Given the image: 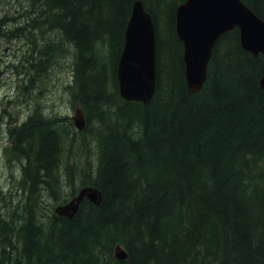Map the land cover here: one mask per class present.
<instances>
[{"label":"trees","instance_id":"trees-1","mask_svg":"<svg viewBox=\"0 0 264 264\" xmlns=\"http://www.w3.org/2000/svg\"><path fill=\"white\" fill-rule=\"evenodd\" d=\"M4 1L18 18L0 20L25 22L7 25L8 36L32 43L22 45L30 84L21 94L33 111L6 151L19 176L0 212V264H264V56L235 29L190 93L175 30L184 0H142L157 88L148 104L128 102L117 67L136 0ZM242 1L264 20V0ZM60 61L72 62L67 89L83 132L38 101ZM85 186L101 192L100 205L84 199L73 218L55 212Z\"/></svg>","mask_w":264,"mask_h":264},{"label":"water","instance_id":"water-1","mask_svg":"<svg viewBox=\"0 0 264 264\" xmlns=\"http://www.w3.org/2000/svg\"><path fill=\"white\" fill-rule=\"evenodd\" d=\"M176 32L184 47L185 75L189 92H199L207 79L208 67L215 46L224 34L238 28L241 46L255 58L264 55V20L241 0H185L176 9ZM155 27L151 15L141 0L133 4L125 42L120 55L117 76L121 96L128 101L149 103L156 92ZM259 84L264 89V73ZM82 130L83 112L78 108L73 118ZM87 197L101 203L100 193L82 189L77 198L56 212L72 218L80 202ZM116 256L125 259L127 254L119 246Z\"/></svg>","mask_w":264,"mask_h":264},{"label":"rangeland","instance_id":"rangeland-1","mask_svg":"<svg viewBox=\"0 0 264 264\" xmlns=\"http://www.w3.org/2000/svg\"><path fill=\"white\" fill-rule=\"evenodd\" d=\"M24 2V0H21ZM4 4V0H0V6ZM18 2L13 3L14 6L20 7ZM22 12V10H20ZM9 18L17 17L18 14L16 11H7L6 13H2ZM24 14V13H23ZM20 21L18 23H12V29L16 30L17 26L25 25L24 18L20 17ZM11 30V29H9ZM40 36V40L42 39L41 34L38 32ZM8 41L14 45L17 49L20 45V49L23 50L22 45H31L32 43L26 38H20V40H16L14 38H9ZM27 42V43H26ZM3 47H7L9 50H12V46L9 44H1ZM27 47V46H26ZM20 49H17L18 51ZM28 49V48H27ZM2 48V52H3ZM25 51V50H24ZM23 51V52H24ZM10 64L11 62H7ZM72 62L70 61H60L55 68L52 70L53 74L50 76L49 82L47 80L46 84L40 88V95L38 101L40 102V107L43 106L44 111H47L49 114H58L60 116H66L72 120V117L75 115V110L77 107V103L73 102V99H70V92L67 89V82L69 81L70 76V67ZM6 70H4L5 72ZM51 72V73H52ZM30 74V72H25V70H21L19 72L14 71V76L18 77L21 74ZM30 84V81H25L24 83L20 84L18 87L10 86L11 89L15 90L16 88H23ZM67 84V85H66ZM3 86H7L6 83H3ZM69 93V94H68ZM23 98H17V102L23 104V108L31 110V106L28 103L23 102ZM25 103V104H24ZM14 110L11 114L20 118L25 116V111L20 113L16 112V106L14 105ZM26 120V119H25ZM1 140H4L5 144L7 142L5 137H2ZM3 142V143H4ZM14 175V178L11 176ZM19 176V168L16 166L14 168L10 167V163L5 154L0 152V212H3L5 205L9 198H11V190L16 191L17 187V179ZM13 193V192H12Z\"/></svg>","mask_w":264,"mask_h":264},{"label":"flooded vegetation","instance_id":"flooded-vegetation-1","mask_svg":"<svg viewBox=\"0 0 264 264\" xmlns=\"http://www.w3.org/2000/svg\"><path fill=\"white\" fill-rule=\"evenodd\" d=\"M22 2H20V5ZM9 9V6L4 1V4L0 6V14L6 13ZM14 8H11L13 10ZM13 20L17 19V17H12ZM13 23V22H12ZM11 22H7L4 20H0V138L4 135L10 137L11 142H14V136L16 134L21 133L23 129V124L25 122L24 116L20 118L11 114L14 110V105L16 106V112L20 113L23 112V104L18 103L16 98H23L21 94V89L23 88H16L15 90L11 89L10 86L18 87L20 84L24 83V75L21 74L18 77L14 76L15 71V62L19 60V56L23 53V50H15L12 46V50H9L7 47H3L1 44H9L8 39V30L7 28L4 29L7 25H12ZM16 40H20V37L12 36ZM3 48V52H2ZM7 62H11L8 64ZM17 70L15 72H19L23 70L22 63H18ZM4 70H6L4 72ZM3 83H6L7 86H2ZM39 99V98H38ZM30 113V111L28 110ZM3 113V114H2ZM8 113V114H7ZM7 114V115H6ZM5 116V117H4ZM3 117V118H2ZM7 117V120H6ZM2 118V119H1ZM12 118V119H11ZM24 118V119H23ZM9 120V121H8ZM18 120V121H17ZM17 121V122H15ZM15 124V126H14Z\"/></svg>","mask_w":264,"mask_h":264},{"label":"bare ground","instance_id":"bare-ground-1","mask_svg":"<svg viewBox=\"0 0 264 264\" xmlns=\"http://www.w3.org/2000/svg\"><path fill=\"white\" fill-rule=\"evenodd\" d=\"M22 13H23V12H22ZM0 30H1V29H0ZM37 33H38V32H37ZM2 86H3V85H2ZM190 93H191V92H190ZM16 99H17V98H16ZM77 110H78V109L75 110V113H76ZM80 110H81V109H80ZM81 111H82L83 114H84V111H83V110H81ZM0 112H1V111H0ZM2 114H3V113H2ZM7 114H8V113H7ZM7 114H6V115H7ZM0 117H1V116H0ZM4 117H5V116H4ZM2 118H3V117H2ZM2 118H1V119H2ZM11 119H12V118H11ZM23 119H24V118H23ZM6 120H7V117H6ZM0 121H1V120H0ZM8 121H9V120H8ZM17 121H18V120H17ZM17 121H15V122H17ZM14 126H15V124H14Z\"/></svg>","mask_w":264,"mask_h":264}]
</instances>
